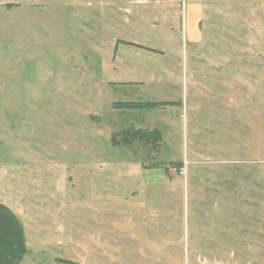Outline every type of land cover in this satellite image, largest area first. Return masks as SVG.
<instances>
[{
	"label": "rangeland",
	"instance_id": "obj_1",
	"mask_svg": "<svg viewBox=\"0 0 264 264\" xmlns=\"http://www.w3.org/2000/svg\"><path fill=\"white\" fill-rule=\"evenodd\" d=\"M19 5H0V204L88 264H264V0Z\"/></svg>",
	"mask_w": 264,
	"mask_h": 264
},
{
	"label": "crops",
	"instance_id": "obj_2",
	"mask_svg": "<svg viewBox=\"0 0 264 264\" xmlns=\"http://www.w3.org/2000/svg\"><path fill=\"white\" fill-rule=\"evenodd\" d=\"M21 1L22 0H0V5L18 6L21 3ZM18 7H20V5ZM195 17L196 16H192V15L189 17L190 19L189 36H190V40L193 41L196 39L198 40L197 32L199 33V30L196 25H198V23L200 22V19H197L195 21L194 20ZM201 34L202 33H200V35ZM263 79H264V73H263ZM227 81L232 82L230 80ZM223 83H225V81H223ZM223 83H220V86H222V88L226 87V83L225 84ZM216 85L218 86L217 82ZM260 87L261 89H264V84L261 83ZM225 93L226 92L220 93L218 87H214V89L212 90V94L214 97L213 101L216 104L220 103V106L222 108L223 106L224 108L226 107L229 109L234 108L233 105L223 104L224 102H222L221 105V99L219 98V96L220 95L224 96ZM232 94H235V92H233ZM245 94L246 93H244V95ZM246 95L248 96L251 105L253 94L251 91H249ZM154 102L165 103L166 101L159 102L158 100H156ZM186 107H188V102L186 106H184L183 108L187 109ZM173 109H174L173 111H175L176 108ZM220 109L221 108L218 105L214 107V111L216 113L217 111L220 112ZM149 111H153V110H149ZM36 224H37L36 221H34V223L33 222L28 223L23 218L21 213H18L13 208L7 205L0 204V264H45L47 263V261H49L51 255H54L52 256L54 262L53 264H57L56 259L60 258V256L63 260L65 257L66 260H69L74 263L88 264L87 260L89 258H86L87 259L86 261L85 259H82V256L84 257L85 255L86 256L88 255V253L84 251L83 249L84 245L82 243H79V245L59 243V241L56 239L57 240L56 243L54 241L50 243L51 246L55 247L54 249H51V246H49L48 244L44 245L43 230L41 228H38ZM77 246L78 247L80 246L79 248L83 250L82 255L78 254L79 257H76V253H75ZM54 250L56 251V253L54 252ZM92 260L94 261L96 260V258L95 259L93 258ZM90 264H97V263L90 262Z\"/></svg>",
	"mask_w": 264,
	"mask_h": 264
},
{
	"label": "trees",
	"instance_id": "obj_3",
	"mask_svg": "<svg viewBox=\"0 0 264 264\" xmlns=\"http://www.w3.org/2000/svg\"><path fill=\"white\" fill-rule=\"evenodd\" d=\"M130 45H134V44H130ZM115 106H116V109H122V110H146V111H149V110H155L159 107L166 106V104L165 103H157V102H128V103H116ZM140 132L134 131V135H133L134 141L142 142V143H150V144L156 143V145H158L162 139V135L158 131L147 132V133L146 132L140 133ZM66 264H78V263L66 262Z\"/></svg>",
	"mask_w": 264,
	"mask_h": 264
}]
</instances>
